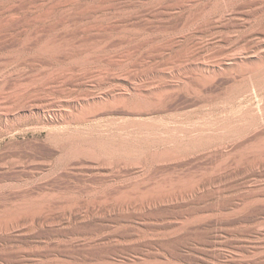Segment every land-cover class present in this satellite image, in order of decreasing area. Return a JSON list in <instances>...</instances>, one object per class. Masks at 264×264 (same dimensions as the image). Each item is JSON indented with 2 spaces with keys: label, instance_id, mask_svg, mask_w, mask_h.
Listing matches in <instances>:
<instances>
[{
  "label": "bare ground",
  "instance_id": "obj_1",
  "mask_svg": "<svg viewBox=\"0 0 264 264\" xmlns=\"http://www.w3.org/2000/svg\"><path fill=\"white\" fill-rule=\"evenodd\" d=\"M6 2L7 6L0 2V16H4L0 18L2 48L9 42L23 48L20 50L26 48L32 51L33 56L72 66L61 70L62 63L61 71L42 75L41 78L38 76L42 73H36L37 79L29 75L32 81L28 79L30 82L26 84L8 83V69L7 72L3 70L5 73L2 71L0 76V122L19 117L44 127L59 123L78 124L98 114L109 117L124 115L134 119L133 116L147 115L156 109H176L180 105L197 102L204 95H216V92L231 101L248 93L257 96L264 89V0ZM157 25L174 34L162 43H151L143 52L140 49L146 44L142 42L130 49L123 47V50L118 48L120 50L103 54L101 51L105 45L100 48L102 44L96 45L98 40L93 41V36L92 39L90 37L93 31L103 32L108 37L116 32L124 40L130 33ZM30 58V63L27 61L29 64L33 63ZM90 60L104 63V68L87 67ZM20 63L21 67L26 66L25 62L24 65ZM24 69L22 67L20 72L24 73ZM28 70L31 72V68ZM87 83L92 86L86 90L84 86ZM83 87L84 90H80ZM92 89L98 91L93 92ZM76 92L78 94L71 100L68 97L67 101H59L61 97ZM55 96L61 97L55 101ZM257 102L243 110L237 124L231 122L233 125L230 126V120L229 124H224V129L220 127L223 132L220 130V133V128H217L215 130L219 134L214 132L216 135L198 136L184 143L170 139V135L169 138L154 136L152 132L155 131L145 134L152 120L146 123L137 120V131H140L139 134L144 132L141 136H134L133 133L126 136L114 131H93L86 135L81 131L85 136L48 133L44 144L52 152L58 149L60 156L57 163L80 159L84 163L85 160L90 161L84 164L85 167L88 165L87 169H178L204 157L240 153L236 155L239 156L237 169H218L205 182L210 185L212 179L227 180L237 174L241 177L215 189L202 190L200 187V194L197 193L199 184L192 183L177 191L154 187L140 195H121L106 207L115 211V216H111L112 213L107 215L106 210L99 215L98 208L94 214L78 216L77 228H70L71 232L91 236L82 237L84 240L80 239L81 243L76 242L78 239H74L75 243L71 239L72 242H55L52 249L42 251L37 246L27 247L28 250L19 246L15 250L11 248L13 251L1 250V260L20 261L23 256L52 260L63 253L73 262L95 260L101 262L98 264H264V184H259L264 183V158L260 155L264 151V101ZM15 123L10 121L9 125H4L0 135L11 132ZM127 132L130 134V131ZM39 147L43 149L41 145ZM247 151L257 154L243 168L241 164ZM79 164L84 168L83 163ZM62 169H68V166ZM9 197L2 194L0 199L8 200ZM29 216L31 219L32 216ZM17 219L0 221V239L8 231L16 232L18 236L20 232L34 229L37 236L48 234L43 228L44 221V224L35 225L34 219L24 220L27 224L21 227L17 226ZM133 223L156 234L152 238L149 234L147 237V233L144 235L141 229L142 232L132 227L125 231L106 232L99 237L92 236L105 227Z\"/></svg>",
  "mask_w": 264,
  "mask_h": 264
},
{
  "label": "rangeland",
  "instance_id": "obj_2",
  "mask_svg": "<svg viewBox=\"0 0 264 264\" xmlns=\"http://www.w3.org/2000/svg\"><path fill=\"white\" fill-rule=\"evenodd\" d=\"M4 1L6 2V0H3V1L0 0L1 5H3L5 3ZM2 2H4V3L2 4ZM6 3H7V5L9 4L8 2H6ZM4 5H6V4H4ZM0 18L2 19V18H4V16L3 17L0 16ZM162 30L163 29L160 28V25L148 27V28H143V29L137 30V32L135 31L133 33L128 34V36H126V38L124 37L125 38L124 40H123V37H121L120 35L117 36L116 32L111 33L110 37H108V35H105L103 32H100V34H99L97 31H95V32L93 31L95 34L93 32H91L92 34L90 33L91 34L90 37L92 39V36H93V39H92L93 41L98 40V41H95V43H97L96 45L102 44V46H100V48L103 49L104 45H105V48L103 49L105 51H103V50L101 51V53H103V54L108 53L112 50L113 51L120 50L123 47L125 49H130L131 47L132 48L135 47L134 45H138L139 43H142V42L146 44L141 48L143 50L140 49V52L141 51L143 52L144 50H146L145 49V48H147L146 46L152 45L151 43H153V44L162 43L167 38L171 37L174 34L173 31H164V30L162 31ZM101 33L105 36H102ZM94 35H96V36H94ZM130 35H131V37H130ZM100 36H101V38H97ZM106 36L108 38H106ZM127 38H128V40H127ZM118 41L120 43H118ZM7 43L8 44L5 43V45L3 44V48H2V45H0L1 46V48H0V72H1L0 76L4 72L3 70H5L7 72V69H8V72H9L8 76L9 77L12 76L11 78H9V77H7L6 74L4 75L7 77L6 80L9 79V80H7V82L9 81L8 83H10V82L11 83H18L19 82L22 84L24 82L26 84V82L32 81V80H30L31 78L35 79V77L38 76L36 73H39V74L42 73L41 75H39L40 77L38 76V78H41L42 75L45 76L46 74H49L52 72H59V71L65 69V67L67 68V67L72 66V65L70 66L69 64L67 65V63L65 65L64 62H60V63L56 62V64H55V62H53V61L51 62L50 60L46 59L45 57L43 58L42 56H40V57L33 56L32 51L30 52L26 48L24 50H20L23 48H21V47L18 48L19 46L17 47L15 45H12L9 42H7ZM116 44H118V46ZM6 45H8V46H6ZM111 46L112 47L116 46V47L113 49ZM4 47H5V49L6 48L7 49L5 50ZM9 48H11V49H9ZM118 48H120V49H118ZM37 57H38V60H37ZM29 58L32 59L31 62L33 61V63L29 64L30 63ZM39 59L43 63L41 61H40L41 63H39ZM45 59H46V61H45ZM35 61H36V63L38 62L37 65L34 63ZM20 62H22V65H24L23 62H25V63L27 62L26 66L24 65L22 67H23V69H24V67H25V69L31 68V72L28 69H26V70H28L27 72H29L28 74H27L25 69H24L25 72L23 71L25 74L22 73V71L20 72V70H22ZM47 62H48V64H47ZM18 63H20V64H18ZM62 63H64V64H62ZM103 64L104 63L97 62V61L93 62V60H90V63L87 62L86 66L89 68L91 67L92 69H96V68L97 69H103L104 68ZM60 65H61L62 69L60 68ZM33 66H34V68H33ZM20 67H21V69H20ZM11 69H14L16 72L14 70H11ZM15 73L17 75L19 74V76L21 78L22 77H25V78L21 79ZM10 74H12V75H10ZM25 75H27V76H25ZM29 75L34 76V77L30 78ZM17 78H19L20 80L18 79L19 80L18 81ZM10 79H12V80H10ZM14 79L17 80V82L14 81ZM28 79L30 81H28ZM36 79H37V77H36ZM20 81H22V82H20ZM27 84H29V83H27ZM91 86L92 85L87 83L86 86H84V87L87 90V89H90L89 87H91ZM84 87L80 90H84ZM92 90H93V92H95L96 89H92ZM97 91L98 90H96V92ZM261 91H263V92H261ZM261 91L258 92L257 96L256 95L251 96L248 93L249 96L247 94L242 95V96L238 95L237 98H234L235 100L232 99L231 101H230V99L228 100V98L226 100L225 95H223L222 93L218 92L220 94V96H219L218 93L216 92V95L214 93H213L214 95L213 94L209 95L211 97V99L208 95H204L203 97L200 98L199 101L194 102V103H188V105L187 104L180 105L176 109H171L169 111H162L161 109H156V110L151 111L147 115H142L143 117L138 116L140 119L137 116H133L134 119H136V117H137L136 120L132 119V117H130V116L124 117V115H118V117H117V115H115V117L114 116L109 117V116L104 115V114H98L97 116H95L93 118H89L83 122H79L78 124L70 123V125H69V123H67V124L66 123H64V124L59 123V124H54L51 126H44V127H43V125L37 126V125L31 123L29 120L26 121L25 118L20 119L18 117L17 119H19V120L15 119L16 117L14 119L8 118L9 120H7L5 122L3 120L2 122H0V129H2L4 125H9L10 121H11V124H13V122L14 123L16 122L15 124H17V126L14 124L13 130L11 132L4 133L3 135H0V196L2 197V194H4V195H8L12 198L11 199L9 197V199H10V200L8 199L9 201L0 199V221L1 222H4V221L9 222V221H12L10 219L18 218L20 220L17 219V222H18L17 226L19 225L21 227L22 226L24 227L27 224L25 221L29 220L30 219L29 215H31L32 217L30 220L34 219L33 223H35V225H38L40 223L44 224V222H45V224L44 225L42 224V225H43V228L46 230V233L48 232V234L47 235H45V233L41 234L42 237L40 235L37 236L36 235L37 231L35 232L34 231L35 229H34L33 231H28V232L23 231V233L20 232L21 234H19V236H18V234L16 232L8 231L0 239V251L1 250L6 251L7 249L10 250L11 248L12 249L14 248L13 250H15L19 246H20L19 248H24V249L27 247L28 248H32V247L34 248L37 246V248L39 247L38 249H40L41 251L43 249L44 250H47V249L50 250L49 248H51V246H52V248L54 247L53 244L64 243V241L65 242H67V241L72 242L73 241V243H75L74 239H76V240L78 239L76 242L79 241V243H81L82 240H84L85 238L91 237V236L83 235V234H77V232H75V234H73L74 231L71 232V230H76L77 226H75V225H77L76 223L79 222L80 218L84 217L85 214L90 215V213L91 214L96 213L97 208H98L97 213L99 215L103 214L102 211L106 210L107 215H110L112 213L111 216H115L117 213L115 211H112L110 208H106V207H108L107 204L113 203L115 201V199H117L121 195L126 194V196H129V197L137 195V194L140 195V194H142V193L146 192L147 190H150L151 188H154V187H160V188L165 189V190L173 189L174 191H177L182 186L192 185V183L193 184L195 183L197 185L199 184L198 185L199 188H197V190H199V191H197V193L200 194L201 189L202 190L204 188L215 189V188H217L223 184L227 185L229 183H232L230 181H232L234 179H239L241 177L240 174H237L233 177H230L227 180L219 181L217 179H212L213 181L212 180H211L212 182L210 181V185H208V183H206L208 178L211 176V174H213L215 171H218V169L219 170L220 169H222V170L223 169H237V167H235V166H237L239 156H236V155H239L240 153H230V154H228V156H223V157H220V156L204 157L205 160L203 158V159H201L202 161L200 160L199 162H193L189 165H185V166L178 168V169L177 168L176 169H136V168H133V169L132 168H127V169H117V168L116 169H89L88 168L87 169L88 165H87V167H85L86 165L84 166V164H87V162H90V161L85 160L86 163H84L83 160H80V159H77V160L71 159L72 161L69 160V162H65L68 166V169H62L64 167L67 168V166L66 165L64 166L65 163L64 164L60 163V162L57 163L58 162L57 160L59 159V156H60L58 149L55 151L56 152V154H55V152H52V150L49 147H46L44 144L45 142H47L48 133L60 132V133H66V135H71V134L73 135L74 134L75 136H77L79 134L84 135V132L86 135L89 132H93V131H101V132H108V131L113 132L114 131L117 133L124 134L126 136H130L132 133L134 136H141V133H144V132L141 131V133L139 134L140 131H137V127H136L137 124L136 123H138V121L139 122H142V121L143 122H145V121L150 122L152 120L153 123L152 122H151L152 124L150 123L151 126L148 125L149 131H146L145 134L150 133L152 131H155L156 134H155V132H152L154 136L161 137V138H163V137L169 138V135H170V139H173L174 141L177 140L176 142L179 141V142L184 143L188 140L196 139L198 136H205L207 134L213 135L216 133V130H218L220 127H223V129H224L226 124L230 123L229 124L230 126L233 125L234 123L237 124L239 119H240V117H238V116L242 115V113L245 111V109L247 107L251 106V104H252V106H254V104L258 103L257 100L259 102L264 101V89H262ZM75 94H78V92L71 94L70 95L71 97L65 96V98H64V97L59 96L63 99L60 98V100L59 99L58 100L59 101H67L69 99L71 100L72 97H75ZM206 96H207V98H206ZM212 96H213V98H212ZM221 96H224V97H221ZM57 97L58 96H55L54 97L55 99L54 98L53 99L55 101H58ZM68 97H69V99H67ZM101 115H103V116H101ZM148 117H150V119H148ZM237 117H238V119H235ZM233 118H234V120H233ZM146 119H148V120H146ZM12 120H14V121L12 122ZM130 120H132V121L130 122ZM154 123H156V124H154ZM129 125H131V126H129ZM132 125H133V127H132ZM157 125L158 126L160 125V126L157 127ZM127 127L129 128V130ZM149 127H151V128H149ZM131 128H133V131ZM155 128H156V130H155ZM181 128L183 130H181ZM223 129L220 128L219 132H220V130L223 132ZM159 130H161V131H159ZM163 130H165V132ZM168 130L172 133H169ZM186 130L187 131L191 130V131H188V133H187ZM77 131H79V132H77ZM81 131H84V132H81ZM127 131H130V134ZM75 132H77L78 134H76ZM124 132H126L127 134ZM134 132L138 133V134L136 135V134H134ZM158 132H160L162 134H160ZM174 132H176V133H174ZM157 134H159L160 136ZM216 134H219V133H216ZM142 135H144V134H142ZM171 137H173V138H171ZM174 138H176V139H174ZM34 145H35V147H34ZM37 145H38V147L41 145V147H43V149L41 148L42 149L41 150L40 147L39 148L37 147ZM160 147H158V148L159 149L163 148V147L162 148H160ZM37 149H39V150H37ZM47 149L49 150L48 151L49 154L47 153ZM244 154H245V156H244L245 160L241 164V166L243 165L242 166L243 168H244V165L246 166V163L251 161L257 153L254 151H247ZM260 155L264 158V151L261 152ZM224 158H225V160H224ZM37 162H39V163H37ZM78 163H80V164L83 163L84 168L81 167L80 164H79L80 166H78ZM57 164H59V165H57ZM69 164H70V166H69ZM58 166L60 167V169ZM33 168H35V169H33ZM38 168H40V169H38ZM250 184L251 183H249V185ZM259 184L263 185L264 183L260 182ZM207 185H208V187H207ZM204 186H206V187H204ZM200 187H202V188L200 189ZM1 200H2V202H1ZM4 201H7V202H4ZM90 205H91V207H90ZM86 207H87V209H86ZM93 207H94L95 211H93L94 210V209H92ZM87 210H89L90 212ZM113 212L116 214H114ZM27 214H29L28 215L29 218H28ZM22 216L23 217L25 216L24 219ZM60 217H61V219H60ZM65 218L66 219L69 218V220L66 221ZM44 219L47 221H45ZM72 220H75V222ZM58 221L59 222L61 221L60 224L63 226H61L58 223ZM71 223H73V224L75 223L74 226L72 224V226L70 227ZM49 225H50V228H49ZM51 225L53 228L51 227ZM115 226L111 227V228H108V227L102 228L101 229L102 231L99 230L92 236L93 237H99L101 235L102 236L105 235L106 232L109 233V232L114 231V230L125 231V230H128L129 228H132V227L135 229L137 227L138 230L141 229L143 231L144 235L147 233L145 236H147L149 234V237L151 236V238L156 234V232H151L150 230L148 231V229L146 227L136 225L134 223L133 224H125V225L121 224V225H117L116 227ZM46 228L49 230H47ZM70 228H71V230H70ZM50 230H53V231H51V233H50ZM59 231H62V232L60 233ZM54 232L57 234H55ZM64 232L66 235L64 234ZM54 234H55V236H54ZM16 235L18 236L17 238H16ZM73 235H76V236H73ZM78 235L80 236V238ZM82 237L84 239H82ZM80 239H82V240H80ZM38 241L41 243H39ZM59 241H62V242H59ZM26 242H27V244H26ZM30 242H32V243H30ZM34 244H36V245H34ZM28 248L26 250H28ZM61 254L62 255L55 257V259H52V260H51V258H46V259L40 258V260L42 259L41 261L38 258H33L30 256H25V257L23 256V257H21L22 260H20V261H19V259H13V260H15L13 262H12V259L9 261H4V260H1V258H0V264H16V263L17 264H49V263L50 264L51 263L60 264L61 263L62 264L64 261H65L64 262L65 264H88L89 262H90V264L101 263L100 261L96 262L95 260H93L94 262H92L90 260H85L83 262L82 261L77 262L74 260V262H73V259L67 257L63 253H61ZM27 257L29 260L28 259L25 260V258H27ZM52 258H54V257H52ZM35 259L37 261H35ZM54 260H55V262H54ZM22 261H23V263H22ZM29 261H31V262H29Z\"/></svg>",
  "mask_w": 264,
  "mask_h": 264
}]
</instances>
